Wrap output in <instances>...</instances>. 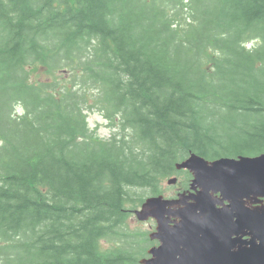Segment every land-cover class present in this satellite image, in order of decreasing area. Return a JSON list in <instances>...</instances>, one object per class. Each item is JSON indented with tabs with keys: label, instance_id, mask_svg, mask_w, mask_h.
Wrapping results in <instances>:
<instances>
[{
	"label": "trees",
	"instance_id": "trees-1",
	"mask_svg": "<svg viewBox=\"0 0 264 264\" xmlns=\"http://www.w3.org/2000/svg\"><path fill=\"white\" fill-rule=\"evenodd\" d=\"M263 152L264 0H0V264H141L177 162Z\"/></svg>",
	"mask_w": 264,
	"mask_h": 264
},
{
	"label": "water",
	"instance_id": "water-1",
	"mask_svg": "<svg viewBox=\"0 0 264 264\" xmlns=\"http://www.w3.org/2000/svg\"><path fill=\"white\" fill-rule=\"evenodd\" d=\"M176 166L192 172L190 191L149 197L135 211L157 221L151 238L160 242L141 263L264 264V153L213 161L194 153Z\"/></svg>",
	"mask_w": 264,
	"mask_h": 264
},
{
	"label": "rangeland",
	"instance_id": "rangeland-1",
	"mask_svg": "<svg viewBox=\"0 0 264 264\" xmlns=\"http://www.w3.org/2000/svg\"><path fill=\"white\" fill-rule=\"evenodd\" d=\"M250 47H252V44L250 45ZM69 74H70L69 71L51 73L45 67H41L37 65L31 69L30 76L34 81L39 82V81L55 80V79H63V78L65 79V77H69ZM90 101L93 104V98H90ZM88 123L91 129H98V134L104 138L110 137L111 133L114 131V127L112 126L111 122L106 120L102 116L100 111H97L96 109H93L91 112H88ZM182 175L181 176L172 175L171 177L172 178L179 177V181H180V179L182 180L184 178ZM169 178L170 177H167L162 181V186L165 192L164 194L166 197H174L178 191L179 182L176 185L175 183H168ZM148 196L149 195H147L146 197ZM138 208L139 206L134 209H138ZM127 224H128L127 227L130 229V231L138 230L140 232L146 233L148 231L152 232L156 228V222L154 220L140 222L138 221V219L135 217L134 214H132ZM117 242L118 241L113 240L111 238L103 239L101 240V247L103 250L109 251L114 248H117L116 247Z\"/></svg>",
	"mask_w": 264,
	"mask_h": 264
},
{
	"label": "flooded vegetation",
	"instance_id": "flooded-vegetation-1",
	"mask_svg": "<svg viewBox=\"0 0 264 264\" xmlns=\"http://www.w3.org/2000/svg\"><path fill=\"white\" fill-rule=\"evenodd\" d=\"M190 183V182H189ZM186 184L185 183H182V185H180L179 187H178V191H177V194L179 193V192H181V191H183V189H185V188H188V187H186L185 186ZM187 185H188V183H187ZM190 185V184H189Z\"/></svg>",
	"mask_w": 264,
	"mask_h": 264
}]
</instances>
